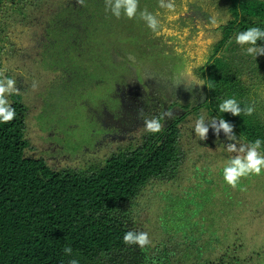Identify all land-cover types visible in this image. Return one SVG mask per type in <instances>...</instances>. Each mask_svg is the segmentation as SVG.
<instances>
[{"label":"trees","instance_id":"1","mask_svg":"<svg viewBox=\"0 0 264 264\" xmlns=\"http://www.w3.org/2000/svg\"><path fill=\"white\" fill-rule=\"evenodd\" d=\"M193 1L208 37V55L193 72L204 83L200 100L187 90L193 98L179 103L186 113L166 117L163 131L153 135L143 120L162 109L140 99L126 116L131 125L140 123L134 135L111 142L101 158L64 165L38 150L42 134H31L34 120L43 124L38 116L52 90L46 69L34 68L44 46L36 20L44 16L48 26L41 32L57 37L45 43L56 57L69 35L93 31H86L88 5L74 14L78 4L69 0H0V71L20 90L9 97L15 119L0 124V264H70L72 258L80 264H264V174L226 185L223 162L235 154L223 148L233 141L222 132L210 147L187 148L200 115L222 116L237 139H264V55H246L234 39L247 27L264 28V0ZM63 11L71 21L61 19ZM225 17L226 23L209 27ZM227 97L252 107V114L218 113ZM127 231H148L152 245H125ZM65 246L73 249L71 257Z\"/></svg>","mask_w":264,"mask_h":264},{"label":"rangeland","instance_id":"2","mask_svg":"<svg viewBox=\"0 0 264 264\" xmlns=\"http://www.w3.org/2000/svg\"><path fill=\"white\" fill-rule=\"evenodd\" d=\"M69 1L78 4L76 11H70L74 14L83 11L84 6L80 4L88 5L85 18L90 16V20L86 19V31H93L84 37L69 35L59 49L61 53L55 57V51L46 49L45 43H52L57 37L41 32L42 28L48 26L44 16L40 15L36 20L40 27L36 32L44 46L40 56L35 54L38 62L34 60V68L44 67L49 73L52 95L51 91L47 94L49 100L43 106L44 113L41 116L39 113V121L43 123L41 128L35 120L30 127L33 136L42 134L37 142L40 146L38 150L43 147L47 159L54 156L52 159L55 162L64 165L80 162L81 165L82 162L103 157L111 142L124 141L129 134V130L123 129L124 123L118 129L104 114V111L112 112L119 108L122 87H126L124 80L130 79L131 70L127 64L136 67L139 74L143 69L148 78L152 73L160 74L168 78L166 80L172 86V78L176 77L182 86L193 92L201 91L200 81L193 72L194 67L208 55L205 46L208 37L204 29L199 27L205 18L197 12L193 0H172L175 5L172 12L160 7L161 0H139L140 10L147 9L157 15V33L149 30L139 17L127 19L124 16L116 18L111 13L108 15L105 10L107 0ZM60 16L71 21L67 11H63ZM88 21H94L95 26L89 25ZM213 21H210L211 28L219 23L216 21L214 24ZM77 26L80 27V23ZM70 55L77 56L79 60H70ZM176 94L179 99L183 96L181 93ZM47 97L44 95L45 99ZM189 97L192 99L193 94ZM195 100L199 101L200 97L196 96ZM214 135L211 128L205 140H199L193 133L192 138L187 140V148L199 142L210 147ZM227 145L225 143L223 148ZM190 149L194 150V146ZM37 153L33 151L32 155ZM164 190L173 192L171 188ZM174 191L178 190L175 188ZM165 204L167 206L168 202Z\"/></svg>","mask_w":264,"mask_h":264},{"label":"clouds","instance_id":"3","mask_svg":"<svg viewBox=\"0 0 264 264\" xmlns=\"http://www.w3.org/2000/svg\"><path fill=\"white\" fill-rule=\"evenodd\" d=\"M160 7L166 8L169 12L175 10L172 0H161ZM105 10L116 18L121 16L127 19L139 17L153 33L159 31L157 15L147 9L140 10L139 0H107ZM227 19L228 17H225L219 23H226ZM213 23L217 22L214 20ZM217 35L219 36V33ZM234 39L246 55L254 59L257 56L264 55V46H257L258 41L264 42V28L258 26L247 27L245 30L237 32ZM200 85H204L203 81L200 82ZM36 87L37 84L34 81L32 84L33 90ZM19 91L16 79L0 71V124H7L15 119L16 110L12 106L9 97L18 94ZM217 107L218 113H229L233 117H239L242 113L251 115L253 112L252 107H242L235 97L222 99ZM172 116V112L166 111L162 115L144 119V131L153 135L160 134L164 129L165 118L170 119ZM210 128L215 135L218 136L222 132L227 140L233 141V143L227 145L225 151L235 153V155L225 159L222 168V179L228 186L235 188L241 178L264 174V139L257 138L254 141L237 139L233 131L234 126L223 119L222 116L217 118V116L205 117L200 115L192 126L193 133L199 140L207 138ZM137 130H134L131 136ZM123 243L128 246H137L143 250L152 245V240L148 231H127L123 235ZM63 252L65 256L71 257L73 255V249L70 246H65ZM70 264H80V262L78 259L72 258Z\"/></svg>","mask_w":264,"mask_h":264},{"label":"flooded vegetation","instance_id":"4","mask_svg":"<svg viewBox=\"0 0 264 264\" xmlns=\"http://www.w3.org/2000/svg\"><path fill=\"white\" fill-rule=\"evenodd\" d=\"M206 46V45H205ZM130 56H128L129 58ZM131 70L130 79L126 78L124 81L126 82V87H122V94L119 98V108L118 110H113L112 112L104 111V114L107 115V119L109 122H114V127L120 129L122 123L123 129L129 130V134L127 138L131 137V134L134 130L139 128L140 123L136 119V123L131 125V123L126 119L127 115L132 114V108L134 105L145 98L146 96L149 101H152L149 105H155V107L162 109V113L164 112H172L173 114L183 115L185 114L184 108H182V104L180 102H184L187 95V87L182 86L180 82L175 78H172V86L168 83V78L165 79L160 74L152 73L149 78L146 77V72L140 69L141 74L136 72V67H132L130 64H127ZM200 91L195 90L194 97L198 96ZM176 93H181L183 96L179 99ZM201 93H203V89L201 88ZM163 94V95H162ZM175 94V95H174ZM177 95V97H176ZM116 96V95H115ZM128 112H125V111ZM128 113V114H127Z\"/></svg>","mask_w":264,"mask_h":264}]
</instances>
